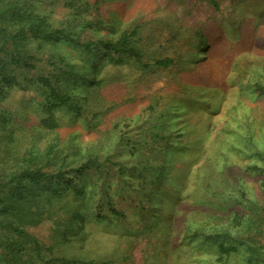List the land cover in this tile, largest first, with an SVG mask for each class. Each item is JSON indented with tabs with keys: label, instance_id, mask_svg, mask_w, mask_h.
Segmentation results:
<instances>
[{
	"label": "rangeland",
	"instance_id": "374dc122",
	"mask_svg": "<svg viewBox=\"0 0 264 264\" xmlns=\"http://www.w3.org/2000/svg\"><path fill=\"white\" fill-rule=\"evenodd\" d=\"M215 1L20 0L34 22L16 13L0 22L8 33L27 24L29 35V25L39 22L71 33L52 42L9 40L10 47L18 44L22 53L35 55L29 60L34 66L10 65L9 56L0 57V81L4 75L16 78L0 82V178L29 147L38 165L47 162L48 170L68 175L90 157H110L104 171L88 165L77 182L81 195L64 178L33 186L36 200L50 187L62 194L38 218L20 208L37 209L36 202L26 196L12 208L14 188H5L0 264H7L6 239L17 240L7 222L26 229L27 243L12 248L27 264H59L49 261L57 256L79 260L73 264H224L220 245L236 243L211 233L238 208L231 197L244 191L261 200L263 190L264 174L251 168L264 165L258 154L264 155V0ZM134 29L131 42L142 53L140 63L128 54L115 63L108 48L95 44L89 50L74 41H116ZM163 57L172 64L158 65ZM68 68L101 83L77 84L63 74ZM54 73L60 76L50 85L71 96L79 113L49 107L50 90L40 75ZM49 117L51 129L41 125ZM4 136L13 138L12 150ZM109 197L123 216L107 208ZM31 237L40 243L41 257ZM255 246L264 252V234ZM249 257L251 251L241 248L229 258L245 263Z\"/></svg>",
	"mask_w": 264,
	"mask_h": 264
},
{
	"label": "trees",
	"instance_id": "16d2710c",
	"mask_svg": "<svg viewBox=\"0 0 264 264\" xmlns=\"http://www.w3.org/2000/svg\"><path fill=\"white\" fill-rule=\"evenodd\" d=\"M214 2H216L214 0ZM8 3V2H7ZM6 3V0H0V22L6 19V15L9 13H16L18 14L16 18L23 19L25 15V19L33 23L34 19L30 16V14H26L25 11L29 12L27 9L23 10L24 4L20 2V0H11L9 4ZM32 15V14H31ZM27 24L24 26H20L16 32L8 33L6 27H2L0 29V32H2V35L0 36V57L1 60L4 58H8L10 61L7 62V64L12 65H18L20 67H30L34 65H30L29 60H35L36 57L34 54L31 53H22V50H19V45L16 44L13 47H10L9 45H12V42H20L23 39H30V38H41L44 41H55L60 40L63 37H71V33L68 31L61 29V28H54L52 30L47 29L43 26L42 22L37 23L34 26L29 25L28 31L30 34H25V28ZM137 34V29H134L132 31H123L118 39L116 41L113 40H107V41H93V42H87V43H80L79 40H74L75 42H78L81 46H84L91 50V46L95 44H100L103 48H108L110 52L107 54V58L110 61L113 62H120L121 56L128 54L134 58V60L138 63L142 60V53L139 49H137L131 42V39L134 35ZM30 36V37H29ZM12 37V38H11ZM11 38V39H10ZM9 40H12L9 41ZM7 48H12L14 50H8ZM61 60V58H60ZM173 60L170 57H163L161 59L156 60V63L160 66H169L171 65ZM70 68V67H69ZM63 69V74L66 75V79L70 78H76V83L83 85H88L91 83L92 86L99 85L101 83V79H97V76L93 77H86L84 75H80V72L76 71L75 69ZM97 64L93 65V70L95 71L97 69ZM4 67H1L0 74H2L4 71ZM92 75V74H91ZM41 79L46 83L47 87H49V97L48 102L50 103L49 107H55L57 105H65L69 107V109H73L74 112L77 111L79 113L81 111V108L78 105H74L71 101V96H69L67 93H62L61 90L55 89L53 86H51V78L55 77L57 78L60 76V74H49L47 76L40 75ZM59 78V77H58ZM11 80L16 82V78H9L4 75L1 83H9ZM1 84H0V90H1ZM259 88L261 92L264 94V84H260ZM7 123L2 126L5 129V126ZM41 125L45 128L51 129L55 127L54 120L52 117L46 118L43 121V124ZM6 140V148L8 150H12L11 145H13V138L12 137H5ZM2 140V141H3ZM37 145H34V147ZM55 147V145H51L47 151V155L50 154L52 149ZM61 153V152H60ZM57 155V153H55ZM261 157H264V155L259 151L258 153ZM46 155V156H47ZM59 158V157H58ZM110 160V157H106L105 160L102 162L98 160L96 157H90L89 160L84 161L74 167L72 171L74 172V175H68L69 170H62L58 169L56 172L50 171L47 169L48 163H42L41 165H38L36 161V155L35 151L32 150L30 147L26 149V153L23 156L22 160L16 161V166L12 165L11 171L7 177L0 178V202L2 201V195L5 191V188L12 187L14 190L12 191L11 195L15 199L14 202L10 201V206L14 208V204H17L20 202V200L23 198H26L28 196L30 202H36L37 203V209H30L26 208V206H20L21 210L25 211V214L27 217H31V215H36V218L40 216L44 211V207L49 206L51 208L52 200L55 197L61 196V192H59L58 189H51V187L40 196V198H37V193L34 195L30 191L33 186L41 184H46L47 186L49 184V181L57 180L59 178H64V183L67 185H72L75 190L78 192V195L82 194V190L80 189V185H77V182L80 180V176L84 174V172L87 170L88 165L90 163L97 165L101 171H104L102 168L106 162ZM36 161V162H35ZM61 167V164H59ZM59 167V168H60ZM254 170H258L264 174V165L261 167L255 165L254 168H251ZM121 180H125L124 177H121ZM105 183H102V186H104ZM107 188H110V186L105 187L106 191ZM262 194H261V200L258 198H252L248 196L244 191H240V193L236 194L235 196L230 198L229 203L232 204L234 207H238L236 211L232 213V217L230 222L227 223V221H224L223 226H221V229H217L215 232L211 233L210 236H213L216 240L223 239L226 241L231 242L234 241L236 244L231 246H224L223 244L220 245V252L221 257L220 259L223 261L224 264H264V252L260 251V247H256L255 244L259 242V237L264 234V181L261 184ZM25 189V190H24ZM58 196H57V195ZM12 199V200H13ZM47 203V204H46ZM31 204V203H29ZM107 208L110 210L111 213L117 215V216H123V213L121 211H118L112 201V199L109 197L106 201ZM50 212V211H48ZM51 215V213H48ZM73 217V216H72ZM74 217L81 218V213L76 212L74 214ZM98 217L105 218L104 215L101 216L98 214ZM33 220L36 222L33 218ZM2 221H0V224ZM5 223H3L2 226H4ZM231 224V225H230ZM6 226L9 227L8 229L14 231L17 233V240L14 238L6 239L5 246L8 249L7 251V257L4 259L5 263L7 264H27L30 262V260H23L22 256H20L18 251H14V248L12 246L14 244H17L19 242L27 243L28 234L26 232V229L19 227V224L16 225L13 222H7ZM24 227V225H22ZM236 229V230H235ZM232 230H235V233H233ZM32 244L33 251L36 253L37 257H41V245L40 243L34 239L30 238L29 240ZM232 244V243H231ZM263 247V246H262ZM241 248H246V250L251 251V256L247 259L245 263L236 261L234 263H231L230 255L233 253L239 252ZM50 262H57L59 264H73L77 263L79 260L75 258H66L63 256H57L52 257L49 259Z\"/></svg>",
	"mask_w": 264,
	"mask_h": 264
}]
</instances>
